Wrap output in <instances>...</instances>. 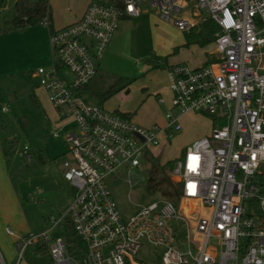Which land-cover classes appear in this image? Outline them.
Masks as SVG:
<instances>
[{
	"label": "built area",
	"instance_id": "1",
	"mask_svg": "<svg viewBox=\"0 0 264 264\" xmlns=\"http://www.w3.org/2000/svg\"><path fill=\"white\" fill-rule=\"evenodd\" d=\"M145 5L182 31L199 21L189 16L194 10L206 12L219 27L217 60L168 68L172 97L159 99L168 105L166 122L151 127L82 96L120 22L140 17ZM41 24L50 29L52 62L35 75L55 108L78 126L79 134H66L70 148L63 165L76 192L50 218L48 230L17 240L20 255L43 241L55 264H150L136 259L147 240L163 249L160 264H264V0H93L72 24L53 30L49 13ZM192 112L224 124H214L176 161L179 202H152L124 219L105 178L121 166H138L146 150L169 146L183 128L182 117ZM19 154L33 158L28 146ZM64 224L84 243L81 259L69 252L66 240L49 235Z\"/></svg>",
	"mask_w": 264,
	"mask_h": 264
},
{
	"label": "rangeland",
	"instance_id": "2",
	"mask_svg": "<svg viewBox=\"0 0 264 264\" xmlns=\"http://www.w3.org/2000/svg\"><path fill=\"white\" fill-rule=\"evenodd\" d=\"M16 1L0 0L2 31L6 32L8 29L4 20L13 18ZM50 2L60 19L71 17L80 4V0H50ZM192 5L195 6V3H191V9ZM143 10L144 14L141 18H128L121 21L111 41L112 46L109 45L111 47H108L103 59L98 63L99 72L92 85H95L98 92H104L118 79L131 78L135 79L134 82L106 101L98 99L89 90L84 91L82 96L88 104L98 105L115 112L116 110L107 107L110 101L109 105L116 106L117 110L120 108L132 113L131 118L135 124L151 127L150 124H142L141 120L146 122L153 120L160 125L166 122L165 113L168 105L161 104L159 98L165 96L170 101L172 94L169 93L167 97L166 94H157L155 90L163 86L167 89L169 84L167 71L170 61L181 63L183 62L181 58H188L185 59L184 64L194 68L199 67L201 60L209 59V50L212 49V45L208 46L209 50L207 49L205 54L201 53L195 45V47L184 46L185 31L162 18L148 5ZM205 13L203 11V17L202 13L198 15L196 22L200 18H206L207 13ZM38 38V36L33 40L18 38L16 44L19 47L15 48L16 58L8 53V48H6L7 53H0V142L5 151V158L10 163L13 178L12 183L1 185L0 200H6L8 190L16 192L21 198L26 216L22 220L18 219L15 224L9 225L18 235L29 232L38 234L40 226H46L50 218L58 215L64 207L60 203L66 200L71 202L76 192L70 182L63 180V165L70 148V144L66 142V134L72 132L79 134V129L68 115H62L58 111L59 116H56L53 110L51 111L54 109L56 112L57 109L40 86L38 78H32L33 69L36 72L40 66H48L52 62L50 53L48 59L44 61L46 52ZM4 46L5 41L0 47V52ZM175 48H179L176 53H174ZM215 60H217L216 56L213 57V61ZM16 68L21 71H13ZM194 113L193 116L186 115L181 119L183 128L175 132L169 146L157 149L152 147V151L146 150L142 154L138 166H121L105 178L110 195L124 219L136 215L143 206L152 202L176 201L174 183L179 182L178 177L173 174L176 159H184L189 145L208 136L214 126L213 123L216 126L224 124V121L218 118ZM63 123L65 126L62 127ZM56 134H58L57 137ZM25 146L29 147V153L33 156L30 161L19 154ZM46 193H48L47 197ZM31 205L35 207L32 210ZM171 224L180 235L185 234L184 228L175 222ZM12 225H18L19 229ZM47 228H49L48 225ZM63 230L66 231L67 228ZM69 232L70 234L68 232L66 234L69 245L78 259H81V248H84V243L71 230ZM0 240L4 243L3 247L13 246L14 263H17L19 259L20 264L24 261L28 264H55L50 255L41 256L36 252L33 256L29 254L30 250L22 253L21 257L16 248L15 239L8 234L1 235ZM162 251V248L143 240L136 259L139 262L160 264Z\"/></svg>",
	"mask_w": 264,
	"mask_h": 264
},
{
	"label": "crops",
	"instance_id": "3",
	"mask_svg": "<svg viewBox=\"0 0 264 264\" xmlns=\"http://www.w3.org/2000/svg\"><path fill=\"white\" fill-rule=\"evenodd\" d=\"M93 0H80V4H79V6H78V8H77V10L75 11V13L71 16V17H69L68 19H60V18H58L59 16H57L56 14H55V12H54V10H53V7H52V4H51V2H50V0H49V7H50V10H51V18H52V20H51V25H52V29H56V28H59V27H63V26H67V25H69V24H72V23H74V22H76L77 20H79L82 16H83V14H84V12H85V10L87 9V7H88V5L92 2ZM192 2H194V1H192ZM191 2V3H192ZM191 3H190V5H191ZM195 3V2H194ZM189 5V6H190ZM196 5V4H195ZM145 6H147V5H145ZM144 6V7H145ZM193 6V5H192ZM143 7V8H144ZM149 7V6H148ZM196 8V6H193L192 7V9H195ZM152 9V8H151ZM72 12V11H71ZM70 12V13H71ZM194 12H195V14L193 15V13H192V11H190V13H189V16L191 17V18H197L198 16L197 15H200L201 13H202V17H203V11H199L197 14H196V11L194 10ZM158 13V12H157ZM72 14V13H71ZM143 14H144V10L142 11V14H141V16L140 17H138V18H141L142 16H143ZM159 14V13H158ZM206 14V13H205ZM160 15V14H159ZM207 15V17H206V19L207 18H209L208 17V14H206ZM124 19H128V18H124ZM123 19V20H124ZM130 19V18H129ZM131 19H137V18H131ZM201 19H204V18H200V19H198L199 21H201ZM11 20V18H9V19H5L4 20V23L7 25V23L6 22H8V21H10ZM198 21V22H199ZM197 22V23H198ZM121 23V22H120ZM119 29V28H118ZM118 31V30H117ZM49 32H50V29H49V27H45V26H43L42 24H39V25H36V26H29V27H27V28H25L24 30H21V31H18V30H12V31H7V32H5V31H2L1 30V28H0V47L2 46V44H3V41H5V46H4V48L1 50V52L0 53H7L6 52V48H8V53L13 57V58H16L17 56H16V51H15V48H17L18 49V47H19V45L18 44H16V41H17V39L19 38V39H22L23 37L26 39H30V40H33L34 39V37H39L38 39H39V41H40V43L42 44V46H43V48H44V50H45V52H46V56H45V59H44V61H46L47 59H48V55H49V53H50V59L52 58L51 57V50H50V43H49ZM23 36V37H22ZM115 36H113V38H114ZM113 38H112V40H113ZM185 44V43H184ZM183 44V45H184ZM111 46H112V42H111V44H110ZM195 44H193V46L192 47H198L200 50H201V53H204L205 54V51H207V49L209 50V48H208V46H206V47H203V48H201V47H199L198 45H195ZM212 45V49L211 50H209V55H210V57H209V59H208V62H210V61H212L213 60V57H215L216 55H215V53H214V51H215V46H214V42H213V44H211ZM6 46H8V47H6ZM110 46V47H111ZM109 47V48H110ZM174 51H175V49H174ZM185 59H188V58H181V60H183V62H181V63H183L184 64V62H185ZM194 63H197V61H195V60H192ZM200 61V60H199ZM51 62V61H50ZM207 63V60L205 61V60H201L200 61V63L199 64H201V65H204V64H206ZM174 64H179V63H177V62H171L170 61V64L168 65L169 67L171 66V65H174ZM195 65H197V64H195ZM200 65V66H201ZM35 67V66H34ZM10 70H12V69H10ZM13 71H21V70H19V68H16L15 70H13ZM33 75H32V78H38L36 75H35V70L33 69ZM167 77H168V71H167ZM39 80V79H38ZM156 92H157V94H160V95H162V94H166V96L168 97L169 96V93H171V91H170V89H169V84H168V87H167V89L163 86L162 88H156V90H155ZM170 91V92H169ZM84 92V91H83ZM162 93V94H161ZM167 93H168V95H167ZM83 94V93H82ZM172 94V93H171ZM160 98H161V96H160ZM159 98V99H160ZM162 98H164V99H166L167 100V98L164 96V97H162ZM38 100H40L39 98H38ZM168 101V100H167ZM109 103H110V101L108 102V105H109ZM162 104V103H161ZM107 105V107L108 108H110L111 110H116V111H121V112H127V111H123V110H120V108L117 110L116 109V106H111V105H109L108 106ZM53 110V112H54V114L57 116L59 113H58V111L59 110H56V112H55V110L54 109H51V111ZM62 115H64V112L63 111H59ZM58 113V114H57ZM189 114V115H188ZM188 114H186L187 116H193V115H195V113L194 112H192V113H188ZM185 115V116H186ZM59 116V115H58ZM184 117V116H183ZM182 117V118H183ZM63 117H61V119H62ZM63 121H65L64 119H62ZM141 122H142V124H144V125H146V124H150L151 126L152 125H154V124H157L156 122H154L153 120H149V121H147L146 122V120H141ZM57 124H59V125H61V123H57ZM213 124H215V123H213ZM63 126H65V123H63V125H62V127ZM162 148V147H161ZM11 169H10V163H8V161L6 160V158H5V151L3 150V148H2V146H1V142H0V189L2 188L1 187V185L2 186H4V185H8L9 184V182L10 183H12V181H13V178H12V175H11ZM63 171H64V167H63ZM63 180H65L64 178H63ZM66 181V180H65ZM68 182V181H67ZM69 183V182H68ZM67 183V184H68ZM65 184V183H64ZM48 196V193H46V197ZM32 197V196H31ZM33 200V199H32ZM70 200H66V202H64V203H60V205H62V209H61V211L62 210H64L67 206H68V204L70 203L69 202ZM71 201H72V199H71ZM23 204H22V201H21V198L19 197V195L16 193V192H11V191H9L8 190V192H7V198H6V200H3V201H1L0 200V236L1 235H5V234H8L7 233V231H6V229L7 228H11V226H9V225H11L10 223H13V224H15V222H17L18 221V219H20V220H22L23 218H24V216H26L25 215V213H24V211H23V206H22ZM31 207V210L33 209V208H35V207H33L32 205L30 206ZM61 211L58 213V215H56V216H52V217H58L59 216V214L61 213ZM50 221V220H49ZM49 221H48V223L46 224V226H40V228H39V230L37 231V233H39V231L40 232H43V231H45V230H48L49 228H50V223H49ZM47 225H48V227L49 228H47ZM12 227H16V229H19L18 227V225H16V226H13L12 225ZM64 228H67V230L66 231H64L63 229ZM12 229V228H11ZM13 230V229H12ZM69 228H68V225L67 224H64L62 227H59V228H56V229H54V230H52L51 232V238H63L64 240H66L67 239V237H66V234H67V232L70 234V232H69ZM14 231V230H13ZM64 233H63V232ZM15 232V231H14ZM30 233V232H29ZM29 233H26V234H24V235H18L16 232H15V235H10V234H8L9 236H11V237H13L14 239H15V245H16V242H17V240H19V238L20 237H23V236H26L27 234H29ZM63 233V234H62ZM63 235H65V237L63 236ZM2 245H4V243H2V241L0 240V264H20L21 262H19L20 260L18 259V262L17 263H14V258H13V254H14V248H13V246L11 247H3ZM42 245H45V242H43V241H41L39 244H37V245H35V246H30V247H27L24 251H23V254H24V252H27L28 250H30V255H33V256H35L36 255V252L38 253V254H40L41 256L42 255H50V253L49 252H47V253H42V252H40V251H38V247H41ZM16 248H17V246H16ZM20 254V253H19ZM22 254V255H23ZM22 255H21V257H22ZM20 257V258H21ZM50 257H51V255H50ZM52 258V257H51ZM22 264H28V262L27 261H24Z\"/></svg>",
	"mask_w": 264,
	"mask_h": 264
},
{
	"label": "trees",
	"instance_id": "4",
	"mask_svg": "<svg viewBox=\"0 0 264 264\" xmlns=\"http://www.w3.org/2000/svg\"><path fill=\"white\" fill-rule=\"evenodd\" d=\"M47 13H49L50 15V26L52 27L51 25L52 18H51V10L49 7V0H17L15 4V12L13 14V18L10 21L6 22L8 25L7 31H12V30L21 31L29 26L39 25L45 19ZM218 30H219V27L213 20L209 18L202 19L201 21L196 23V25L190 31H185L186 42L184 46L189 47L195 44L203 48L208 45H211L213 44L215 40V34L218 32ZM178 50L179 48H175L174 53H176ZM207 63H208V60H207ZM98 72H99V68H98ZM134 80L135 79H131V78H127L124 80L118 79L111 87H109L104 92H98V90L95 88V85L94 84L92 85V82H93L92 81L83 90L84 91L89 90L98 99L106 101L110 99L112 96H114L122 88L128 87L131 83L134 82ZM115 112L123 117H130V118L132 117V113L130 112H121V111H115ZM177 160L179 159H176V161ZM168 163H171V162H168ZM174 188H175L174 197L176 198L175 202L178 203L181 198L180 182L174 183ZM67 225H68V228L74 234V230L72 226L70 224H67ZM68 239L69 238L66 239L67 244H68V250L70 253L75 254V252L69 245ZM38 251L42 253L49 252L48 243L45 242V245L38 247Z\"/></svg>",
	"mask_w": 264,
	"mask_h": 264
},
{
	"label": "snow or ice",
	"instance_id": "5",
	"mask_svg": "<svg viewBox=\"0 0 264 264\" xmlns=\"http://www.w3.org/2000/svg\"><path fill=\"white\" fill-rule=\"evenodd\" d=\"M130 10H131V6H130Z\"/></svg>",
	"mask_w": 264,
	"mask_h": 264
}]
</instances>
